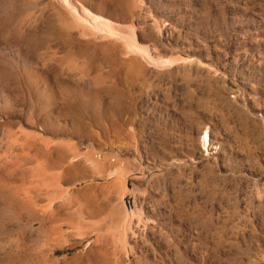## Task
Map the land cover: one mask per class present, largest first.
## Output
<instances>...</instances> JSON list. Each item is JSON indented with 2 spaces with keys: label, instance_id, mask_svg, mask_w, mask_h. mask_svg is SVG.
<instances>
[{
  "label": "rangeland",
  "instance_id": "obj_1",
  "mask_svg": "<svg viewBox=\"0 0 264 264\" xmlns=\"http://www.w3.org/2000/svg\"><path fill=\"white\" fill-rule=\"evenodd\" d=\"M70 2L0 0V264H264V0Z\"/></svg>",
  "mask_w": 264,
  "mask_h": 264
},
{
  "label": "bare ground",
  "instance_id": "obj_2",
  "mask_svg": "<svg viewBox=\"0 0 264 264\" xmlns=\"http://www.w3.org/2000/svg\"><path fill=\"white\" fill-rule=\"evenodd\" d=\"M61 3L71 11V13L73 14V16L80 22H83L85 24L88 23V21L86 20V18H91L93 20V22H95V24L101 23L102 25H107V24H103V18H100L96 15H93L90 11H88L87 9H85L84 7H81L79 10L76 5L72 4L70 2V0H60ZM108 27V26H106ZM204 145L205 144H209V140L207 139V136L205 135V139H203Z\"/></svg>",
  "mask_w": 264,
  "mask_h": 264
}]
</instances>
